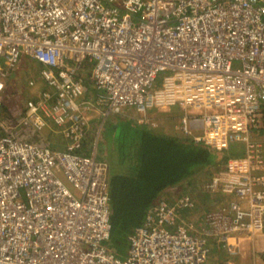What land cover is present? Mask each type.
Returning a JSON list of instances; mask_svg holds the SVG:
<instances>
[{
    "label": "built area",
    "instance_id": "obj_1",
    "mask_svg": "<svg viewBox=\"0 0 264 264\" xmlns=\"http://www.w3.org/2000/svg\"><path fill=\"white\" fill-rule=\"evenodd\" d=\"M21 57L45 85L11 125L3 99ZM173 108L195 142L246 147L211 178L237 199L207 217L239 255L264 230V0H0V264H217L180 214L188 194L148 210L126 258L108 246L109 166L96 141L84 153L92 118ZM46 131L62 149L22 137Z\"/></svg>",
    "mask_w": 264,
    "mask_h": 264
},
{
    "label": "trees",
    "instance_id": "obj_2",
    "mask_svg": "<svg viewBox=\"0 0 264 264\" xmlns=\"http://www.w3.org/2000/svg\"><path fill=\"white\" fill-rule=\"evenodd\" d=\"M3 101L1 118L13 125L15 116L11 112L9 96L4 97ZM25 109L26 104L22 105V114ZM156 115L160 120L156 128L129 122L112 124L110 121L111 128L105 133V148H112V158L108 161L111 168L112 208L109 247L119 257L124 255L121 246L127 244V237L144 222L148 210L163 200L171 203L187 194L201 199L193 196L195 204L190 209L180 210L188 221L195 219L191 214L193 209L213 212L216 203L205 194L203 185L209 183L213 173L223 167L231 154H243L242 149L237 153V149L233 150L234 153L215 152L175 129L178 111ZM95 122L98 124L99 119ZM50 135L55 142H50L43 133H23L22 137L53 148L58 145L56 140H64L55 132H50ZM64 144L63 141L60 146ZM85 144L84 153L89 154L92 145L89 141ZM170 191L177 196L174 200H171V196H165Z\"/></svg>",
    "mask_w": 264,
    "mask_h": 264
},
{
    "label": "rangeland",
    "instance_id": "obj_3",
    "mask_svg": "<svg viewBox=\"0 0 264 264\" xmlns=\"http://www.w3.org/2000/svg\"><path fill=\"white\" fill-rule=\"evenodd\" d=\"M34 68L38 69V71L40 70V66L36 62L30 60L27 57H21L19 60V63H18V70H19L18 72L19 73L17 75H13V73H12L8 79V83H7V87L5 90L4 97L9 96V105L11 108V112L15 116L13 125L21 118L22 105H25L27 99L29 97L33 96L34 94H36L45 85V82L43 80L40 81V78H41L40 74H39V72L36 73ZM86 68H89V67H86ZM34 79H35V82L37 84H36V86L30 87L29 81L34 80ZM126 114L129 115L128 119L131 120L132 122H134V124L141 125V124H139V121H138L139 118H141L140 115L135 114V113L132 114L131 112L126 113ZM122 116L123 115L111 116L108 120H105L103 123H102V120L100 117L94 116V118L96 117L97 119H99L97 126L99 127L100 125H102L101 132L99 135L97 155L101 156L102 158L106 159L109 162L111 161V158H112V148H111V146H109L108 148H105L106 144H107L105 142V137H106L105 133H107L108 127L110 125V123L108 124V121L110 122V120H111V122L114 124L115 122L118 121L117 118H120ZM112 118H114V119H112ZM97 126L95 124V127H97ZM15 132H18L17 128L15 129ZM48 140L50 142H55V140H53L52 138L48 139ZM103 149H104V151H103ZM242 151H243V154H241V155H244L246 153L245 152L246 147H245V150L243 147ZM203 187H204L205 194L208 195V198L212 201L217 200L216 203H218V205H215V209L211 213H205L204 211L199 212V211H197V209H193L191 211L192 212L191 214L195 217V219L191 220V218H190L189 222H191V224H192V233L194 232L198 236H203V237H206L208 239L209 243L207 241V245H208V248L210 250V257H211L212 256V246L210 245V242L214 241V237L211 236V232L213 230L210 228V226L207 223V217L211 214H222V215L226 214V213H228L229 207H228V204H223L224 196H223L220 189H214L213 190L211 183H206L203 185ZM165 196L169 197V198L171 196V200H174L177 197L171 191L167 192L165 194ZM194 197L196 198L197 196L195 195ZM197 199H198V197H197ZM198 200H201V199H198ZM226 200H227V198H226ZM193 226H194L195 230H193ZM108 246H109V242H108ZM129 247H130V241H129V236H128L127 237V244H123L121 246V248H124V250H123L124 255H122L121 258L127 257Z\"/></svg>",
    "mask_w": 264,
    "mask_h": 264
},
{
    "label": "crops",
    "instance_id": "obj_4",
    "mask_svg": "<svg viewBox=\"0 0 264 264\" xmlns=\"http://www.w3.org/2000/svg\"><path fill=\"white\" fill-rule=\"evenodd\" d=\"M34 70H35L36 73L39 72L38 69H36V68H34ZM18 71L19 70H18V67H17V69H15L13 71V75H17L19 73ZM36 94H34V96ZM177 111H178V115L176 117L178 119H177V122L175 123V129H177V126L180 124V117H181V112H180V110L178 108H173L171 110L150 109V110H148L145 113V115H143L144 117L143 116H140V117L141 118H149L151 121L156 122V127H157L158 124L160 123V122H158L160 120H159V117H157V115H156L157 113H160V112L172 113V112H177ZM128 116L129 115H124V116H122L120 118H117L118 119L117 122H122V123L123 122H129L131 124H134V122H132L131 120L128 119ZM96 119H97L96 117L92 118L91 124L94 127L92 126V131H91V134H90L91 137L93 136V134L95 133V130H96V127H95ZM112 119H114V118H112ZM117 122H115V123H117ZM108 123H109V121H108ZM110 123H112V122H110ZM110 125L108 127V131L111 128ZM141 125L143 127L147 126V125H143V124H141ZM96 126H97V124H96ZM147 127L152 128V126H150V125L147 126ZM156 127H153V128H156ZM254 138H255V140L264 141V134H262L260 136H257L256 134H254ZM233 146H234V148H232ZM243 147H244V150H245V145L244 144L235 143V144H232L230 146V148L226 152L230 151V152L234 153L233 150L237 149L235 151V153H237V151H239L240 149L243 150ZM231 148H232V150H231ZM231 156H242V155H234V154L232 155L231 154L229 157H231ZM98 159L109 164V162L106 159L102 158L101 156H98ZM109 166H110V164H109ZM217 171L218 170H216L213 173L212 176H215ZM109 178H111V168H110V177ZM209 183H212V181L210 180ZM213 190H214V187H213ZM226 198H227V200H226ZM233 199H237V198L234 197V196H232V197H229V196L224 197V200L222 199L224 201L223 204H228V207H229V202L231 200H233ZM216 201L217 200H214L213 202L216 203ZM196 202H197V200H196ZM216 205H218V203H216ZM210 245L212 246V258L217 264H263L262 261H264V258H263V255H264V230L262 231L261 235H259L256 240H253V241L245 240V242L243 243L242 253L239 254V255H236V256L229 255L224 250V248L222 246H220L219 243L218 244L216 243L215 240L210 242ZM261 256H262V261H260Z\"/></svg>",
    "mask_w": 264,
    "mask_h": 264
},
{
    "label": "clouds",
    "instance_id": "obj_5",
    "mask_svg": "<svg viewBox=\"0 0 264 264\" xmlns=\"http://www.w3.org/2000/svg\"><path fill=\"white\" fill-rule=\"evenodd\" d=\"M28 58V57H27ZM30 59V58H29ZM31 60V59H30ZM32 61H34V60H32ZM34 62H36V61H34ZM37 63V62H36ZM38 64V63H37ZM38 65H40V64H38ZM90 125H91V127H92V124L90 123ZM99 127H102V125H100ZM98 129V126L96 127V130ZM96 130H95V132H96ZM50 132L51 131H46L45 133H43V134H45V135H47V137L49 138V139H51L52 137H51V135H50ZM53 132V131H52ZM100 132H101V129H100ZM97 135L98 134H93V136L91 137V136H88V139H87V141H89L90 143H91V145L93 146V144L95 143V141L97 142V147H98V142H99V135H100V133H99V135H98V140H96V138H97ZM56 142H57V144L58 145H56V147L55 148H53V147H51V148H53V149H57V148H59V149H62L63 148V146H60V144H61V142L62 141H58V140H56ZM91 146V147H92ZM96 147V148H97ZM91 149V148H90ZM97 157H98V155H97ZM108 164V163H107ZM108 166H109V164H108ZM109 177H110V166H109ZM109 182H110V178H109ZM110 198H111V194H110ZM110 205H111V203H110ZM111 215H112V208H111ZM111 222H112V220H111Z\"/></svg>",
    "mask_w": 264,
    "mask_h": 264
}]
</instances>
